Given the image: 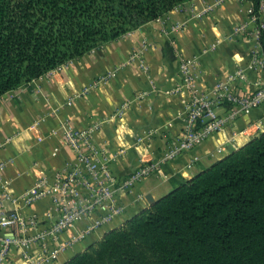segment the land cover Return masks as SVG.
<instances>
[{
  "label": "crops",
  "instance_id": "0c3cea01",
  "mask_svg": "<svg viewBox=\"0 0 264 264\" xmlns=\"http://www.w3.org/2000/svg\"><path fill=\"white\" fill-rule=\"evenodd\" d=\"M247 7L242 0H189L1 96L0 181L9 192L20 195L40 177H51L73 159L64 139L67 126L83 128L94 122L100 123L94 141L105 148L115 175L125 176L136 169L140 158H158L183 129L182 113L188 95L170 91L181 81V61L192 63L201 93H208L217 81H227L236 66H247L251 42L235 31L246 20ZM143 40L149 45H142ZM164 40L172 45L174 60L162 56ZM252 42L260 51L258 34ZM109 71H114V76L101 79ZM248 76L254 80L264 76V70H249ZM232 87L238 94L244 92L236 84ZM120 109L121 118L117 116ZM224 110L222 106L216 108L220 116ZM262 131L264 103L247 115L227 121L199 145L182 151L137 182L120 196L124 214L86 233L61 252L54 264L65 263L105 232L148 207L147 195L158 199L175 187L179 178L192 177L200 167ZM120 147L123 152L116 155ZM48 205L49 198L43 197L29 208L21 206V210L43 215ZM4 206L11 209L14 204L5 201ZM88 222L76 223L63 237L78 233Z\"/></svg>",
  "mask_w": 264,
  "mask_h": 264
},
{
  "label": "trees",
  "instance_id": "16d2710c",
  "mask_svg": "<svg viewBox=\"0 0 264 264\" xmlns=\"http://www.w3.org/2000/svg\"><path fill=\"white\" fill-rule=\"evenodd\" d=\"M187 1L0 0V97ZM242 1L264 56V0ZM63 264H264V131Z\"/></svg>",
  "mask_w": 264,
  "mask_h": 264
},
{
  "label": "built area",
  "instance_id": "2783aa9c",
  "mask_svg": "<svg viewBox=\"0 0 264 264\" xmlns=\"http://www.w3.org/2000/svg\"><path fill=\"white\" fill-rule=\"evenodd\" d=\"M251 12V6L248 5L246 24L256 20ZM246 24L240 28L244 29ZM261 26L264 23L261 22ZM254 31L255 35L258 34L257 28ZM252 51V56H256L258 50L254 48ZM258 62L263 67L264 57ZM191 67L190 61H181L182 83L172 89L189 95L182 133L158 158H140L136 169L125 176L115 175L105 148L94 141V132L100 127L99 122H94L83 128L67 126L64 139L73 159L51 177H40L20 195L9 192L0 181V264H54L61 252L87 232L122 215L125 206L120 196L130 192L137 182L156 172L164 162L218 132L237 112L246 114L264 99V91L249 99L238 96L230 90L227 81L217 82L209 94H201L196 75L190 72ZM235 73L243 77L241 69ZM233 76L229 75L228 81ZM222 102L233 107L220 116L216 108ZM122 152L123 148L120 147L116 155ZM43 197L49 198V205L43 215L21 210V206L29 208ZM5 201H10L14 207L5 208ZM83 220H89L83 230L63 237L67 229Z\"/></svg>",
  "mask_w": 264,
  "mask_h": 264
},
{
  "label": "rangeland",
  "instance_id": "374dc122",
  "mask_svg": "<svg viewBox=\"0 0 264 264\" xmlns=\"http://www.w3.org/2000/svg\"><path fill=\"white\" fill-rule=\"evenodd\" d=\"M216 1H221V0H216ZM247 20H248V18H246V20L242 23V24H246V22H247ZM262 23L264 22L263 20L261 21ZM242 24H240L236 29H235V31H237L238 32V34H240V35H243V37L244 38H246L249 42H251V47H250V49H249V61H248V64H247V66H242V65H238V66H236L234 69H233V71L229 74V75H234L231 79H229V81L227 80V82H228V87L230 88V90H232V92H234L236 95H238V96H241V97H244V98H252V97H254V96H256L258 93H260V92H263L264 91V76H257L256 78L254 77V80L253 79H251V77L250 76H248V71L249 70H251V71H255V72H257V71H261V70H264V66L263 67H260V65H259V60H260V58L263 56V54L260 52V51H257V55L256 56H252V50H254V47H253V42H252V38L254 37V35H255V29H256V25H255V23L254 22H251V23H249V24H246V25H244V29H241L240 27L242 26ZM178 24H175L174 25V27H176ZM142 45H149V41L148 40H143L142 41ZM264 57V56H263ZM238 69H241L242 70V74H243V77H240L239 75H237L235 72L238 70ZM178 74H179V76H180V78H181V81L180 82H178V83H176V84H174L173 86H172V88H171V92L172 93H179V92H174V91H172V89L176 86V85H178V84H181L182 83V72H181V70H180V68L178 69ZM190 72H193V73H195L194 71H190ZM114 74H115V72L114 71H109V72H107L106 74H104L103 76H101V79H106V78H108V77H111V76H114ZM196 75V74H195ZM228 75V76H229ZM250 77V78H249ZM196 78H197V76H196ZM222 81V80H221ZM221 81H217V82H221ZM217 82H215V83H217ZM214 83V84H215ZM213 84V85H214ZM232 84H236L237 86H240L241 88H243V90H244V92L242 93V94H238L235 90H234V88L232 87ZM244 84V85H243ZM85 91V90H84ZM199 93H201V92H199ZM181 94V93H180ZM182 94H187V93H182ZM201 94H203V93H201ZM205 94H209V92L208 93H205ZM188 95V94H187ZM189 103V95H188V99H187V102H186V104H185V108H184V111H183V113H182V115H183V117L185 116V114H186V110H187V104ZM225 103L226 104H228L227 106H225ZM264 103V99H262L259 103H257V105H255L254 107H252L250 110H249V112L248 113H244V112H237L234 116H233V118H232V120L231 121H234V120H236L237 118H239V117H241V116H243V115H247V114H249L251 111H252V109L253 108H256V107H258V106H260L261 104H263ZM218 106H222L225 110V114L227 113V111L229 110V109H231L233 106L231 105V104H229V103H227V102H222V103H220ZM121 113H122V111L121 112H117V116L119 117V118H121ZM183 124H184V121H183ZM215 134V133H214ZM141 141V140H140ZM246 143V142H245ZM172 144V143H171ZM125 206V205H124ZM126 209V208H125ZM124 212H125V210H124ZM124 214V213H123ZM121 216V215H120ZM119 217V216H118ZM79 223V222H78ZM111 223V222H110ZM107 224H109V223H107ZM107 224H105V225H103V226H106ZM86 225V224H85ZM103 226H101V227H103ZM94 231V230H93ZM87 233H89V232H87ZM79 239H81V238H79ZM78 239V240H79Z\"/></svg>",
  "mask_w": 264,
  "mask_h": 264
},
{
  "label": "water",
  "instance_id": "95a60500",
  "mask_svg": "<svg viewBox=\"0 0 264 264\" xmlns=\"http://www.w3.org/2000/svg\"><path fill=\"white\" fill-rule=\"evenodd\" d=\"M146 199L149 201L150 204H152L155 201L150 195H147Z\"/></svg>",
  "mask_w": 264,
  "mask_h": 264
}]
</instances>
